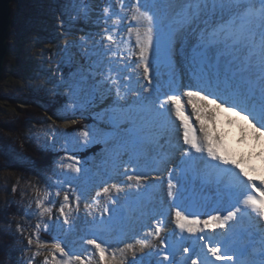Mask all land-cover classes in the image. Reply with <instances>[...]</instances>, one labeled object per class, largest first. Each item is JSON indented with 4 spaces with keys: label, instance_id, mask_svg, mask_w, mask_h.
<instances>
[{
    "label": "snow or ice",
    "instance_id": "6c2138e0",
    "mask_svg": "<svg viewBox=\"0 0 264 264\" xmlns=\"http://www.w3.org/2000/svg\"><path fill=\"white\" fill-rule=\"evenodd\" d=\"M69 2L73 8H77L80 0ZM87 7L84 5L80 9L85 15ZM118 7L119 12L111 2L104 7L105 23L111 20L113 24L119 25L128 19V14H120L126 8L134 22L128 28V35H135L136 47L139 49L136 67L142 68L143 78L148 82L143 88L150 93L148 97L142 98L140 107L141 110L152 113L158 131L149 143L160 148V151L151 158V163L130 158L127 164H114L113 175L103 182L110 186H104L102 191L96 192V199L92 201L97 207L102 205L100 218L97 220L93 217V226L101 231H112L116 226L114 219L118 215V208L115 205L120 203V194L126 200L137 202L150 197L165 183L161 179L163 172L160 171V166H163L167 171L166 196L172 201L169 207L175 209L174 223L179 232L195 235L211 230L216 233L214 236L196 237L201 245L199 252L181 244L183 254L188 256L185 264L189 261L190 264H213L214 261L264 264V224H260L264 221V179L259 183L250 179L249 171L255 169L242 167V162L232 158L224 148L222 139L216 135L220 114L229 113L248 126L246 128L243 124L240 125L241 143L247 141L248 135L254 143L264 142V0H135L134 3L132 0H118ZM217 13L223 22L209 30L206 18ZM166 21L169 22V43L175 33L184 31L193 32L198 39L195 52L202 68L196 76L197 85L182 94L178 91L161 93L158 87L153 86L156 68L155 59L150 60V55L155 58L159 54ZM201 21L206 25L203 29H199ZM104 32V39L108 42L106 47H109L116 41L109 29L105 28ZM216 52L221 55L217 57ZM213 59L216 60L217 70L207 71ZM221 60L223 68L220 66ZM114 70L119 71L109 67L105 80L115 86L116 97L124 99L135 89L114 78ZM137 95L140 96L139 93ZM161 95L164 99L160 98ZM182 97H186V102ZM185 103L191 107V115L199 125V136L189 116L185 115ZM166 105H171V109ZM171 111H174L176 119L180 121L178 127L183 130L182 140L186 146H178V140L176 145H171L182 153L179 172L167 169L170 153L160 144L161 133H168ZM227 123L232 125L235 121L227 119ZM179 135L177 132V137ZM80 137L87 143L89 132H81ZM261 155L264 156V152ZM68 159L72 160V157ZM78 163L79 161L61 166L76 174L86 172V169L76 166ZM129 167L131 172L128 171ZM120 177L126 178L128 183H123ZM186 184L194 185L191 190L193 195L197 194V189L201 193L206 189H215V214L209 213L205 219H201L199 215L189 217L186 209L181 206L186 197ZM13 191L16 189L13 188ZM56 195L59 196L60 193L57 192ZM48 196L49 193L45 192L41 198L38 193L35 201L41 217L51 213V209L45 206ZM100 197L104 198L103 201ZM82 200H87L86 191H81L72 201L68 194L63 196V203L59 208L62 224L57 225L62 231L72 232L77 226V217L73 212L79 213ZM89 215L92 213L89 212ZM104 216H108V219L105 220ZM123 227L121 223V231ZM163 229L164 222L158 219L152 230L135 240V243L120 241L113 245L107 241H98L95 236L86 238L85 243L94 249V253L87 260H82L80 255L66 251V245L62 246L61 242L51 245L43 243L40 239L41 225L38 223L27 240L29 246L35 244L36 247L28 264H32L44 248H50L48 256L51 259L46 257L43 264H175L174 245L161 237ZM17 231L23 233V228L18 225ZM176 239L182 241L184 237L181 235ZM153 241L158 243L154 244ZM120 243L124 246L120 247ZM109 248L112 250L109 251ZM146 249L149 251H145ZM137 252L142 254L139 258ZM189 252L192 255H188ZM57 253L64 259L58 260ZM129 253L132 254V259L126 260ZM160 256L162 259L158 258Z\"/></svg>",
    "mask_w": 264,
    "mask_h": 264
},
{
    "label": "rangeland",
    "instance_id": "374dc122",
    "mask_svg": "<svg viewBox=\"0 0 264 264\" xmlns=\"http://www.w3.org/2000/svg\"><path fill=\"white\" fill-rule=\"evenodd\" d=\"M110 2L119 12L118 0H80L77 8H73L69 0H26L25 3L17 5V34L12 41L10 61L4 65L0 95L34 97L42 91L54 99L56 96L64 97L66 101L57 107V116H48L40 124L31 123L24 133L26 141L32 140L39 147L56 153L50 170L32 172L27 160L17 149L11 147L5 152L0 148V208H14L13 213L0 224V232L16 237L15 252L8 257L11 264H28V259L36 251V247L35 244L29 246L27 240L38 223L41 225L40 239L43 243L51 245L61 242L62 246L66 245V251L78 254L82 259L89 258L94 253V249L85 243L86 238L95 236L98 241L109 238L110 231H101L92 224L93 217L97 220L100 218L102 208V205L97 207L92 201L96 199V192L102 191L104 186H110L103 182L113 175V166L119 164L117 162L120 152L137 145L134 141L137 137L133 135V139H130L129 136L140 126L139 119H145L151 114L140 107L142 98L148 97L150 93L143 88L148 82L143 78L142 68L136 67L139 53L131 47L125 48L131 44L136 45L135 35H128V28L134 22L126 8L120 14H128V19L121 24L115 25L111 20L105 23L103 9ZM84 5L88 6L86 15L84 11H80ZM168 23L165 22L166 33L169 31ZM202 25L206 26L204 22ZM210 26L207 23V27ZM105 28L110 30L116 41L109 46L111 50L106 47L108 42L104 39ZM176 35L170 43L167 37L165 40L162 37L160 51L156 56L159 60H155L153 86L158 87L161 93L174 91L175 83L177 88L182 84L186 91L192 90L197 85L198 68L202 67L195 52L197 36L188 31L177 32ZM216 53L217 57L221 55L220 52ZM215 61L213 59L209 64L208 71L217 70ZM109 67L119 70L112 72L114 78L135 89L127 95L135 103L133 110L124 109L125 104L97 105L101 101V91L104 88L108 93H115V86L105 80ZM137 93L140 94L139 97ZM160 98L164 99L162 95ZM15 102L22 108L26 107L21 101ZM37 106L46 114L42 102H38ZM16 116L17 112L11 103L0 99V120L7 121ZM71 118H77V122L68 124ZM80 122H88L89 126L86 125L83 130L72 131L71 128ZM83 131L89 132L87 143L80 137ZM6 135L9 136L8 133ZM96 144L100 146L96 154L87 158L79 155ZM68 157H72V160ZM77 161L79 163L76 166L86 169V172L76 174L61 166ZM166 188L167 185L164 194ZM81 191H86L87 200H82L79 213L73 212L77 217V226L72 232L62 231L57 225L62 224L59 208L63 203V196L68 194L72 201ZM45 192L49 193L45 206L51 209V213L41 217L35 201L38 193L42 198ZM57 192L60 193L59 196L56 195ZM120 196L119 205H115L118 208L115 225L120 219L121 209L130 206L134 201L126 200L123 194ZM186 196L190 197V193H186ZM158 198H152L154 201L145 198L138 202L136 208H131L133 214L123 213L124 227L121 236L123 232L126 234L133 229V225L145 214H152L147 206L155 203L163 208L166 205L160 201V196ZM103 199L100 197L101 201ZM171 202L168 200V203ZM103 218L107 220L108 216ZM126 222L128 223L125 224ZM18 225L23 228V233L17 231ZM117 229L115 226L112 231L118 234ZM40 251L41 255L36 256L32 264H43L46 257L51 259L48 256L50 248ZM56 258L64 259L58 253Z\"/></svg>",
    "mask_w": 264,
    "mask_h": 264
},
{
    "label": "bare ground",
    "instance_id": "6f19581e",
    "mask_svg": "<svg viewBox=\"0 0 264 264\" xmlns=\"http://www.w3.org/2000/svg\"><path fill=\"white\" fill-rule=\"evenodd\" d=\"M224 18L225 19L227 18V13L224 14ZM206 20L208 21L207 23L211 24V26L209 27L210 28L209 30H211L212 27H215L218 24L223 22L219 13H217L215 16H212V15L208 16ZM202 22L203 21L199 23V29H203L204 27L202 25ZM164 29H163L164 35L162 37H164L163 39L165 40L166 37L168 38V36H167L166 30ZM176 34L177 33H175L174 37L177 36ZM177 45H179L178 41H177ZM130 47L139 53V49L134 44H131L130 46L128 45L125 48L129 49ZM150 59L159 60V57L153 58L150 55ZM220 66L221 68H223L224 66L223 60L220 61ZM201 68H198V72L201 71ZM208 70L209 69H207V71ZM174 87H175L174 91H178L181 94L183 92H186L182 84L179 86V88H177V85L175 83ZM182 99L186 102V97H182ZM111 103H115L118 105L125 104L124 109H127V110H133L135 108L133 105L135 103L131 101L130 99H128V96H126L124 99H118L115 93H108L106 89L104 88V91H101V101L97 105L107 106ZM166 107L171 109V105H166ZM191 111H192L191 107L187 105V103H185V115L189 116L190 121L193 125V128L196 129L197 135L199 136L200 135L199 125L196 122L195 117L191 115ZM144 117L146 116L144 115ZM168 119H169L168 133L167 135H164L163 133H161L160 144L163 145V148L167 149L170 153L169 162L167 164V169L168 170L175 169L177 172H179L182 153L179 152L178 149L172 148L171 145H176L177 140H178L179 142L178 146L186 147L183 145V140H182L183 130L182 128L178 127L180 125V121L176 119L174 111L170 112ZM227 119H232L233 121H235V123H233L232 125H229L227 123ZM139 120H140L139 121L140 126L136 127L135 130L132 132V135L129 136L130 139H133L132 138L133 135L134 137H137L136 138L137 140H134L135 142H137V145L129 148L128 150H123L120 152L118 162H117L119 163L118 165L127 164L128 160L133 157L139 158L142 162L147 161L151 163V158L155 157L156 153L160 151V148L149 143V140L151 139V137L155 135L156 132L158 131L156 124L153 122L152 113L149 114L145 119H139ZM76 122H77V118H71L68 120V124L70 125ZM241 124H243L246 128L248 127L246 122L240 121L235 115H231L229 113H221L219 117V122L216 126V135L222 139L224 148L232 156V158H234L238 162H242L241 163L242 167L246 169H249L250 167L255 169V171H249V178L259 183L261 179H264V156L261 155V153L264 152V147H262V144H264V142L254 143L252 141L251 136L248 135L247 141L245 143H241L240 142V137H241L240 125ZM248 131L250 133V128L248 129ZM177 132L180 133L179 137H177ZM139 138H142V139H139ZM134 147L136 148L134 149ZM120 170L122 172L123 168H121ZM128 171L129 172L132 171L131 167L128 168ZM160 171L163 172V176L161 177V179L165 180V183L162 188L158 189L150 197H146V199L154 198L155 200H157L159 199L158 196H160L161 197L160 201H162L163 203H166V205H164L163 208H161V205L158 204L159 205L158 206L155 203L151 204L150 207L147 206V210L152 212V214H150L149 212L147 215L145 214L141 220H138V222L134 224L135 226L133 225V229H131L130 231H127L126 234L125 232H123L122 233L123 236H121V223H123L122 218L124 216L123 213L125 212L126 214H129V215L133 214V211L131 210V208L132 207L136 208L138 204V202L134 200L130 206H127L121 209L122 213L120 214V219L118 221V224L116 225L119 229V230L117 229L119 233L117 234V232L110 231L109 238H107V240L105 241L113 245L116 243H119L120 241H127L131 243H135V240L146 236L147 232L152 230V227L155 226L156 221L158 219H162L164 222V229L161 233V237L164 239H167V241L170 244L174 245L175 264H185V261L188 260V256L183 254V251L180 245L183 244V246L195 248V250L199 252L201 245L196 240V237L198 235L214 236L216 235V233L211 230L206 231L205 233H197L195 235L189 234L187 232H184L181 234L179 232V230L176 228L175 223H174L175 209L169 207V205L172 202L168 203L167 196L166 194H164V188L166 186V179H167V171H165L163 166H160ZM153 175H155V173H153ZM120 179L123 183H128L126 181V178L120 177ZM196 183L198 184L199 181H196ZM193 187H194L193 184H186V188H187L186 193H190V197L186 196V199L181 202V206L186 209V213L189 215V217L192 218L195 215H199L201 219H205L207 218V215L209 213L215 214V210H217L215 209V205H214L215 189L214 188L206 189L202 193L200 192L199 189H197V194L193 195L191 191ZM212 190H214V192H211ZM160 213H163V215H160ZM127 223L128 222H126L125 224ZM140 224H142L143 226L145 225V227L143 228L142 225ZM260 224H264V221H261ZM219 231L221 230H217V232ZM181 235L184 237V239L182 241H177L176 238ZM149 239H151V237H149ZM194 241L195 243H193ZM153 243L155 244L158 242L153 241ZM123 246L124 244L120 243V247H123ZM111 250L112 249L109 248V251ZM145 251H149V250L146 249ZM204 251L206 252L207 250L204 249ZM136 255L139 258L142 254L137 252ZM188 255H192V253L189 252ZM158 258L162 259V256ZM192 258L195 259V256H193ZM87 259L88 258H85L82 260H87ZM131 259H132V254L129 253L126 260H131ZM209 259L213 260L211 256H209ZM165 264H167V262H165ZM188 264H190V261L188 262ZM213 264H231V262L214 261Z\"/></svg>",
    "mask_w": 264,
    "mask_h": 264
},
{
    "label": "trees",
    "instance_id": "16d2710c",
    "mask_svg": "<svg viewBox=\"0 0 264 264\" xmlns=\"http://www.w3.org/2000/svg\"><path fill=\"white\" fill-rule=\"evenodd\" d=\"M25 2L26 0H14L12 3V26L8 41L9 52L6 63L10 61L11 51L13 50L12 41L17 34V5ZM0 99L8 100L17 112V116L13 119H8L7 121L0 120V148L5 152L11 147L17 149L27 160L32 172L50 170L57 156L56 153L50 149L39 147L32 140L26 141L24 139V133L31 123L40 124L43 121L42 119L48 118V116H57V107L62 106L66 99L61 96H56L54 99L51 96H47L46 93L42 91L34 97L3 94L0 95ZM15 100L25 103L26 107L22 108L18 106ZM38 102L44 104L46 114H43L37 106ZM88 124V122H80L77 126L72 127L71 130H83ZM6 133H8L9 136H7ZM99 147L100 146L96 144L86 149L84 152H81L79 155L83 158H87L96 154V152L100 150ZM13 209L12 206L6 209L0 208V224L6 220L7 216L13 213ZM15 243V236L0 232V264H11L8 261V257L14 254Z\"/></svg>",
    "mask_w": 264,
    "mask_h": 264
},
{
    "label": "water",
    "instance_id": "95a60500",
    "mask_svg": "<svg viewBox=\"0 0 264 264\" xmlns=\"http://www.w3.org/2000/svg\"><path fill=\"white\" fill-rule=\"evenodd\" d=\"M13 1L0 0V84L3 80L4 65L9 52L8 40L12 26Z\"/></svg>",
    "mask_w": 264,
    "mask_h": 264
}]
</instances>
